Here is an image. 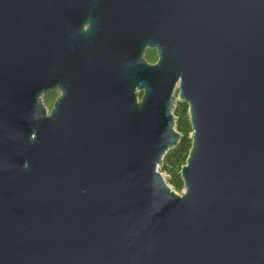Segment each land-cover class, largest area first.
Segmentation results:
<instances>
[{
  "label": "water",
  "instance_id": "1",
  "mask_svg": "<svg viewBox=\"0 0 264 264\" xmlns=\"http://www.w3.org/2000/svg\"><path fill=\"white\" fill-rule=\"evenodd\" d=\"M0 264H264V0H0Z\"/></svg>",
  "mask_w": 264,
  "mask_h": 264
},
{
  "label": "rangeland",
  "instance_id": "2",
  "mask_svg": "<svg viewBox=\"0 0 264 264\" xmlns=\"http://www.w3.org/2000/svg\"><path fill=\"white\" fill-rule=\"evenodd\" d=\"M144 58L148 63H155L157 61V53L155 49L148 48L145 51ZM178 90H175L177 97ZM59 90H52L42 94V101L46 108L50 110L53 107L55 99L59 96ZM141 95V93L139 94ZM178 98V97H177ZM175 118L174 128L181 134L180 141L163 157L162 163L158 166V171L165 179L166 183L176 191L178 194L184 192L185 187L180 175L181 167L186 163V156L191 147V133L192 128L189 122L188 105L177 99L175 106L172 109Z\"/></svg>",
  "mask_w": 264,
  "mask_h": 264
},
{
  "label": "flooded vegetation",
  "instance_id": "3",
  "mask_svg": "<svg viewBox=\"0 0 264 264\" xmlns=\"http://www.w3.org/2000/svg\"><path fill=\"white\" fill-rule=\"evenodd\" d=\"M147 49H148V48H147ZM147 49H146V50H147ZM153 49H155V48H153ZM155 51H156V49H155ZM156 53H157V52H156ZM59 92H60V91H59Z\"/></svg>",
  "mask_w": 264,
  "mask_h": 264
},
{
  "label": "trees",
  "instance_id": "4",
  "mask_svg": "<svg viewBox=\"0 0 264 264\" xmlns=\"http://www.w3.org/2000/svg\"><path fill=\"white\" fill-rule=\"evenodd\" d=\"M186 158H187V156H186Z\"/></svg>",
  "mask_w": 264,
  "mask_h": 264
}]
</instances>
